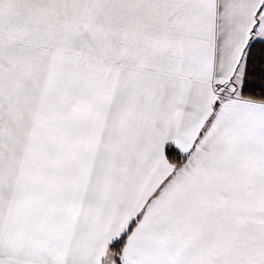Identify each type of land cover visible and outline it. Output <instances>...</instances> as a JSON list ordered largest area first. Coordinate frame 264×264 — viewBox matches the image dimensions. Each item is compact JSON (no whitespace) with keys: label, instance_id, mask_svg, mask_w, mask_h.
Masks as SVG:
<instances>
[{"label":"snow or ice","instance_id":"snow-or-ice-1","mask_svg":"<svg viewBox=\"0 0 264 264\" xmlns=\"http://www.w3.org/2000/svg\"><path fill=\"white\" fill-rule=\"evenodd\" d=\"M0 264H264V0H0Z\"/></svg>","mask_w":264,"mask_h":264}]
</instances>
